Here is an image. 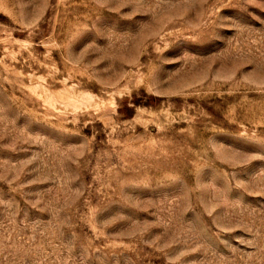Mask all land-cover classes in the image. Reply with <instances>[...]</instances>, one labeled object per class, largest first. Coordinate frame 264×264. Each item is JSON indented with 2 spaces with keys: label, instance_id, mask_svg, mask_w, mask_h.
<instances>
[{
  "label": "rangeland",
  "instance_id": "1",
  "mask_svg": "<svg viewBox=\"0 0 264 264\" xmlns=\"http://www.w3.org/2000/svg\"><path fill=\"white\" fill-rule=\"evenodd\" d=\"M0 264H264V0H0Z\"/></svg>",
  "mask_w": 264,
  "mask_h": 264
}]
</instances>
